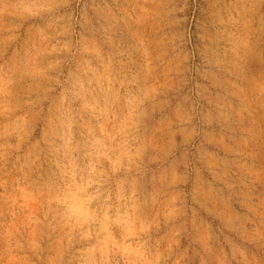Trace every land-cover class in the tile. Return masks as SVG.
Here are the masks:
<instances>
[{
    "label": "rangeland",
    "instance_id": "obj_1",
    "mask_svg": "<svg viewBox=\"0 0 264 264\" xmlns=\"http://www.w3.org/2000/svg\"><path fill=\"white\" fill-rule=\"evenodd\" d=\"M0 264H264V0H0Z\"/></svg>",
    "mask_w": 264,
    "mask_h": 264
}]
</instances>
